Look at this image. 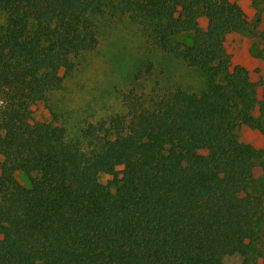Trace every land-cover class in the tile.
I'll return each mask as SVG.
<instances>
[{
	"label": "trees",
	"instance_id": "16d2710c",
	"mask_svg": "<svg viewBox=\"0 0 264 264\" xmlns=\"http://www.w3.org/2000/svg\"><path fill=\"white\" fill-rule=\"evenodd\" d=\"M252 3L255 18L238 0H0V264H264V147L239 136L264 137V80L225 46L262 26ZM122 15L203 88L140 87L147 62L78 138L36 120Z\"/></svg>",
	"mask_w": 264,
	"mask_h": 264
},
{
	"label": "rangeland",
	"instance_id": "374dc122",
	"mask_svg": "<svg viewBox=\"0 0 264 264\" xmlns=\"http://www.w3.org/2000/svg\"><path fill=\"white\" fill-rule=\"evenodd\" d=\"M238 2L249 18L256 17L252 0ZM6 20V13L0 11V26ZM261 34L264 35V16L262 26L254 35L231 34L225 40L233 65L244 66L253 80H264V37ZM147 62L152 63L153 71L136 82L140 87L148 89L157 82L180 85L190 91L203 88V77L196 69L150 47L132 20L126 15L116 16L101 29L96 49L82 55L76 69L64 79L63 87L50 94V109L39 104L34 107V117L47 121L52 118V111L57 123L66 128L68 137L76 139L86 123L121 110V91L134 82L135 72ZM239 136L243 142H255L264 147V137L254 129L241 126ZM16 178L25 186L29 184L22 173H17ZM98 179L107 185L110 176L100 173ZM252 188L264 191V179L259 178Z\"/></svg>",
	"mask_w": 264,
	"mask_h": 264
}]
</instances>
